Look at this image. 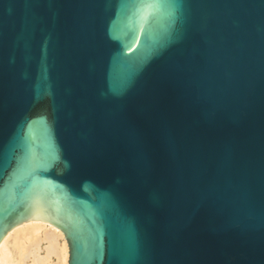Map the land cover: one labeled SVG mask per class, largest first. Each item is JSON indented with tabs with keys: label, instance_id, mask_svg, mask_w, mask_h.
<instances>
[{
	"label": "water",
	"instance_id": "1",
	"mask_svg": "<svg viewBox=\"0 0 264 264\" xmlns=\"http://www.w3.org/2000/svg\"><path fill=\"white\" fill-rule=\"evenodd\" d=\"M67 264H264V0H0V244Z\"/></svg>",
	"mask_w": 264,
	"mask_h": 264
},
{
	"label": "bare ground",
	"instance_id": "2",
	"mask_svg": "<svg viewBox=\"0 0 264 264\" xmlns=\"http://www.w3.org/2000/svg\"><path fill=\"white\" fill-rule=\"evenodd\" d=\"M67 260L61 232L41 222L15 228L0 244V264H67Z\"/></svg>",
	"mask_w": 264,
	"mask_h": 264
}]
</instances>
